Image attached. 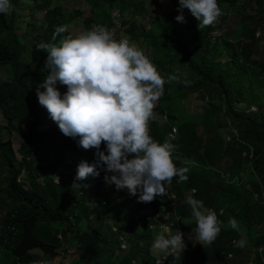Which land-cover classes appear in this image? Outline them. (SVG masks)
<instances>
[{
	"label": "trees",
	"instance_id": "16d2710c",
	"mask_svg": "<svg viewBox=\"0 0 264 264\" xmlns=\"http://www.w3.org/2000/svg\"><path fill=\"white\" fill-rule=\"evenodd\" d=\"M20 1L10 0V10L0 14V67L8 71V77L0 79V112L5 118L0 124V264H36L35 250L54 260L69 250V238L76 256L68 264H155L153 229L146 219H136L132 201L106 185L104 174L75 181L80 187L73 188L81 155L94 150L78 147L61 133L56 136L58 129H46V111L36 101V86L46 72L45 53L35 44L48 42L56 26L65 28L57 40L74 36L67 29L73 17L81 19L85 30L93 25L108 29L118 22L129 40L150 49L161 77L176 69L175 80L163 85L159 101L200 92L207 98L201 122L179 124L173 140L167 138L168 123L147 121L148 134L158 143L171 144L173 164L187 169L186 180L177 183L173 176L171 182H162L163 189L174 194L173 201L160 195L148 202L158 220L165 222L163 210H173L180 222H172L169 231L196 236L185 203L193 195L215 210L220 228L211 243L196 251L185 244L163 264H229L249 249L251 264H264V232L257 233L264 227V58L258 55L262 37L257 34L264 32V0H217L219 23L203 28L194 17L183 15V23L174 20L177 0H82L71 12L52 0H28L24 6ZM28 2L30 16L20 22L17 13L28 10ZM230 11L241 19L232 37L225 38L221 29ZM57 88L65 90L63 85ZM251 106L256 110L250 111ZM3 129L19 135L16 149ZM46 145L49 152L40 150ZM68 154L77 155L72 165L64 162ZM60 166L64 172L57 171ZM88 187L89 199L79 195ZM82 222L87 229L81 230ZM121 238L126 252L114 263L122 251Z\"/></svg>",
	"mask_w": 264,
	"mask_h": 264
},
{
	"label": "clouds",
	"instance_id": "9594fccd",
	"mask_svg": "<svg viewBox=\"0 0 264 264\" xmlns=\"http://www.w3.org/2000/svg\"><path fill=\"white\" fill-rule=\"evenodd\" d=\"M10 8V0H0V14ZM185 8L200 28L213 25L222 15L217 0H177L175 21L184 22ZM92 28L57 40V34L64 33L65 28L56 26L48 42L35 44L37 51L45 53L43 68L46 72L36 86L37 103L46 110L61 134L73 138L80 148L94 150L89 152L94 156L92 163L81 160L76 165L72 186L78 189L80 185L75 181L102 173L106 185L126 190L138 202L148 204L160 195L173 201L174 194L164 190L162 182H171L173 176L177 177V183L186 180L187 169L173 164V146L155 141L147 128L154 102L163 94L167 81L135 44L126 38H113L103 26L93 25ZM58 84L65 86L63 92L57 88ZM173 128L176 133L171 136ZM177 132L178 125L171 126L167 138L175 139ZM57 178L55 175V181ZM192 191L194 194L195 190ZM185 203L195 221L196 241L200 244L214 241L220 232L215 210L205 208L193 195L187 196ZM152 212L157 229L168 232L167 235L157 234L151 243L161 264L169 253L183 251L185 244L181 231H169L171 223L160 222L158 214L153 209ZM222 212L220 209L219 213ZM228 223L233 229L237 227L231 218ZM148 226L153 227L149 222ZM122 241L124 249L126 244Z\"/></svg>",
	"mask_w": 264,
	"mask_h": 264
},
{
	"label": "rangeland",
	"instance_id": "374dc122",
	"mask_svg": "<svg viewBox=\"0 0 264 264\" xmlns=\"http://www.w3.org/2000/svg\"><path fill=\"white\" fill-rule=\"evenodd\" d=\"M26 1L28 0H21L19 2V5L24 6L26 5ZM59 2H57V0H53L52 4H56L59 3L61 4V6L63 8L68 9V11L71 12V10L73 8H75L76 6H79L82 2V0H58ZM73 2H75L76 4H74ZM27 7L29 8L31 5V2L27 3ZM85 7V6H84ZM87 8V7H86ZM89 8V6H88ZM167 9V6H164V10ZM69 13V12H68ZM68 13L66 12V16H68ZM18 18L17 20L21 22V19L23 21L26 22V20H28L29 16H30V8L28 10H21L20 12L18 11ZM71 14V13H70ZM71 16H73V14H71ZM100 19V17L98 18ZM241 19V17L237 14L234 13V11H230L228 13V16L225 18V20L220 24H222V32L225 31V38H231L232 37V32L236 27V24L239 22V20ZM22 21V22H23ZM71 24L70 26H67V29L75 36V35H79L80 33H82L83 31H85V29L82 26L81 23V19H79V17H73V19L71 20ZM219 23V19L217 18L212 24L215 26ZM20 25V27H22L23 23H18ZM119 27V23L117 22L115 24V26L111 27V28H106L104 27L106 30H108L110 32V34L113 36V38L115 39H120V38H126L130 43L135 44L144 54L145 56L151 61V55H150V49L149 48H145V46H143V48L141 46H139V44L137 42L131 41L128 39V36L123 34ZM148 27V26H147ZM93 29V28H92ZM91 30V29H90ZM148 30V28H147ZM220 33V31H217ZM259 36L262 37V39L259 41L258 45V55L262 58H264V32L262 31H258L257 33ZM152 63V61H151ZM153 64V63H152ZM160 74V72H159ZM161 75V74H160ZM177 75V70L173 69L171 72L166 73L164 75V79L167 81V83H170L172 81L175 80ZM8 77V71L7 68H2L0 67V79H5ZM169 77H171V79H169ZM169 90L171 89V86L168 88ZM201 96L203 98H201ZM204 93L200 92L198 94H190L186 97H182V96H178V97H172L171 99L167 100V101H159L157 100L156 102H154V108L151 112V115L149 116L148 119H152L154 121H156L159 124H164V123H168L169 126H175V125H179L181 123L184 122H191V121H195V122H201L202 120V109H203V105L206 102V97H204ZM254 110H256V106H253ZM264 110V108H263ZM46 111V110H45ZM252 111V110H250ZM45 121L49 122L47 123V125H45L46 129H57L55 123L53 121H51V119L48 117L47 112L44 118ZM0 124L4 125L5 124V118L3 117V115L0 112ZM202 128L199 127L197 129V132L201 133ZM3 133H4V137H9L11 136L12 141H13V147L14 149H16L19 146L20 143V137L17 133L12 132L9 133L6 129H3ZM55 135L57 136L58 133H60L58 130H55ZM226 140H228L230 137L229 136H223ZM57 140L59 141L60 139L57 138ZM47 150V152L50 151V146L46 145V146H42L40 147V150ZM101 150H103V147L101 148ZM17 160H15V163H18V159H19V155H17ZM90 153L85 151L82 155H81V160L85 161L89 158ZM76 158L77 155L75 154H68L66 159H65V163H70L71 165L74 163V159L72 158ZM93 157V156H92ZM191 165V164H189ZM59 170H62L63 172L65 171V167L64 166H60L58 168ZM244 175V174H243ZM243 180L245 178H242ZM245 187H249V183H245ZM74 189H76V187L73 186ZM90 187L86 189V193H84V195L81 196H85L87 199H89L91 196L87 195L88 191H89ZM121 191L124 196L128 199H130L132 201V213H134L136 215V219L140 220L142 218H146L148 220V222L150 223L153 229V236L154 238L156 237L157 234H164L167 235V229H162V230H158L157 229V222L153 219L154 214L152 212V209L149 207L148 204H146L145 202H138L135 196H129L128 193L126 192V190H119ZM167 212V213H166ZM165 215V220L168 223V225L172 222H177L179 223V218L177 217L176 213L173 210H169V211H165L164 212ZM54 227V226H52ZM80 228L81 230L87 229L85 226V223L82 222L80 224ZM53 229V228H52ZM264 232V227L258 228L257 233H263ZM182 240L184 241V244H188V245H192V250L196 251L198 250L201 245L196 241V236L193 237H182ZM72 243L71 238H69V241L67 242L66 247H69L68 251H61V257L50 259V258H45L43 255H41V253L37 250H35L34 252L37 254V258H36V264H68L72 259L75 258L76 254L74 252L73 247H70ZM122 243H125L124 240L122 241ZM126 244V243H125ZM65 246V245H63ZM126 248L122 249V251L118 252L115 255V258L113 259V262L116 263L126 252ZM152 253L157 256V253L155 252V250H152ZM252 256V251L249 249L248 251L242 253L241 255L235 257L233 259V261L229 264H247ZM156 259V258H155Z\"/></svg>",
	"mask_w": 264,
	"mask_h": 264
},
{
	"label": "built area",
	"instance_id": "2783aa9c",
	"mask_svg": "<svg viewBox=\"0 0 264 264\" xmlns=\"http://www.w3.org/2000/svg\"><path fill=\"white\" fill-rule=\"evenodd\" d=\"M183 15L186 16V17H192L191 14L189 13V11H188L186 8L183 10ZM249 110H254L253 106H251V107L249 108ZM175 133H176V129L173 128V129H172V133H171L170 135L173 136ZM250 156H251V154H250ZM171 197L173 198L174 196L171 195ZM209 210H211V209H209ZM211 211H212V210H211ZM160 227H164V228H165L164 225H160ZM58 236L60 237V235H58ZM123 247H124V246H123ZM165 258H166V257H164V258L162 259L161 264L164 263ZM155 264H158L157 259H156V261H155Z\"/></svg>",
	"mask_w": 264,
	"mask_h": 264
}]
</instances>
